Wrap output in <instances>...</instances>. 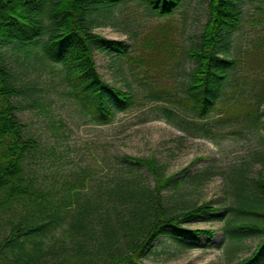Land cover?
Returning <instances> with one entry per match:
<instances>
[{
    "label": "trees",
    "instance_id": "trees-1",
    "mask_svg": "<svg viewBox=\"0 0 264 264\" xmlns=\"http://www.w3.org/2000/svg\"><path fill=\"white\" fill-rule=\"evenodd\" d=\"M127 2H143L164 18L173 14L182 0H0V264H147L143 260L161 237L188 249L203 237L214 236L211 228L187 226L196 220L224 221L230 244L259 237L251 253L237 264H264V149L254 154L260 165L255 176H248L242 165L232 171L235 206L221 207L210 201L179 209L167 206L163 191L179 189L185 178L178 175L186 168L166 175L155 159L129 155L121 157L129 165L127 176L110 191L121 209L113 202L106 213L101 212V199L91 201L81 183L43 187L37 182L30 162L43 153V145L27 132L29 127L18 114L29 107L26 96L34 88L19 82L12 54L27 60L40 48L47 58L62 65L63 94L75 104L84 123H111L118 113L130 109L135 99L130 91L101 78L95 53L116 60L127 57L136 66L147 63V70L157 63L167 74L179 59L171 39L152 41L145 36L140 41L143 48L137 47L138 52L133 53L124 40L93 31L107 25L106 13ZM240 3L207 0L208 18L198 43L185 50L193 68L186 72L184 96L174 99L167 90L157 92L154 87L146 96L185 108L184 114L166 107L161 110L169 119L180 116L183 131L189 134L202 132L213 140V125L207 122L211 111L226 104L227 88L242 89L246 81L240 62L229 55L231 35L240 26ZM255 61L258 69L264 70L263 61ZM235 103L239 110L232 119L240 128L233 133L241 135L242 129L264 133V89L256 101ZM141 166L149 171L152 186L133 175V167ZM81 195L84 198L80 200ZM93 217L99 219L97 231L91 224ZM64 221L74 239L69 246L54 248L55 232Z\"/></svg>",
    "mask_w": 264,
    "mask_h": 264
},
{
    "label": "rangeland",
    "instance_id": "rangeland-1",
    "mask_svg": "<svg viewBox=\"0 0 264 264\" xmlns=\"http://www.w3.org/2000/svg\"><path fill=\"white\" fill-rule=\"evenodd\" d=\"M240 8V26L231 35L229 55L240 62V69L246 72V81L241 84L242 89L227 88L226 104L215 106L211 111L207 122L213 125V140L202 132L183 131L180 116L169 119L164 115L162 107L175 113L187 112L176 102L146 97L150 87L157 92L167 90L174 99L185 95L186 72L193 68L185 50L198 43L197 37L208 18L207 0H182L176 11L164 18L156 16L143 2H127L105 14L107 25L93 29L106 38L124 40L133 53L138 52L137 47L143 48L140 41L145 36L152 41L171 39L179 57L167 74L166 68L157 63L147 70V63L144 67L136 66L127 57L116 60L95 53L101 78L130 91L135 99L130 109L118 113L108 124L84 123L75 104L63 94L66 83L59 62L47 58L40 48L27 60L13 53L19 82L34 88L26 96L29 107L18 114L29 127L27 132L41 141L45 151L30 162L37 182L43 187L81 183L91 201L101 199L100 210L106 213L113 202L119 205L110 191L127 176L129 165L121 157L129 155L155 159L164 167L166 175L186 168L178 175L185 178L183 185L163 191V202L167 206L179 209L204 201L221 207L235 206L230 180L232 171L242 165L247 167L248 176H255L260 165L254 160V154L264 149L261 131L242 129L241 135L233 133L240 128L232 119L239 110L235 101H256L257 94L264 89L261 87L264 70L258 69L260 66L255 61L259 58L264 64V0H241ZM147 75L155 77L154 80ZM218 119L224 121L215 123ZM194 120L201 123L197 118ZM133 175L141 176L144 184L153 185L145 167H133ZM83 198L81 195L80 200ZM97 222L99 219L93 217L91 224L96 231L100 226ZM187 226L211 228L215 233L212 238L203 237L195 247L188 249L161 237L143 261L147 264H237L251 253L259 239L250 236L240 243L230 244L224 221L196 220ZM73 239L69 224L64 221L55 232L54 248L69 246Z\"/></svg>",
    "mask_w": 264,
    "mask_h": 264
}]
</instances>
